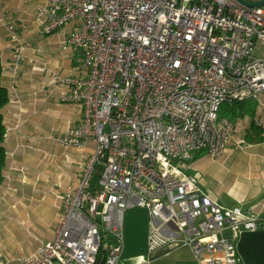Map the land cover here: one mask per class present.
I'll return each instance as SVG.
<instances>
[{
  "label": "built area",
  "instance_id": "built-area-1",
  "mask_svg": "<svg viewBox=\"0 0 264 264\" xmlns=\"http://www.w3.org/2000/svg\"><path fill=\"white\" fill-rule=\"evenodd\" d=\"M37 17L45 36L69 28L64 45L79 74L52 79L68 88L60 103L83 108L78 124L48 139L64 150L92 144L93 153L77 186H59L53 239L20 264H119L124 216L133 209L148 213L149 254L184 247L195 264H240L236 242L257 230L256 215L221 205L185 162L200 152L223 158L236 127L219 116L222 105L264 95V59L256 54L264 47V5L47 0ZM0 25L16 44L15 76L29 46L13 22L0 18Z\"/></svg>",
  "mask_w": 264,
  "mask_h": 264
},
{
  "label": "crops",
  "instance_id": "crops-1",
  "mask_svg": "<svg viewBox=\"0 0 264 264\" xmlns=\"http://www.w3.org/2000/svg\"><path fill=\"white\" fill-rule=\"evenodd\" d=\"M46 2L0 0V18L13 22L20 43L29 46L14 76L10 62L16 44L0 25L1 80L10 92L3 110L7 160L0 182V259L7 264H20L21 258L53 239L59 186H77L81 167L93 153L92 144L83 151L64 150L48 139L78 124L83 108L59 102L68 88L55 85L52 74L75 77L79 68L76 54L64 45L69 28L51 36L41 33L37 10ZM247 101L251 102L240 104L242 114L236 120L225 117L235 125L236 132L223 158L214 161L200 152L189 168L204 192L221 205L240 207L256 215L257 230L242 232L236 249L240 264H264V95L259 101ZM258 138L262 141H254ZM242 140L244 144L237 146ZM135 225L139 227L136 221L131 222L124 233L119 264H195L191 250L184 247H167L149 254L148 222L134 236Z\"/></svg>",
  "mask_w": 264,
  "mask_h": 264
},
{
  "label": "trees",
  "instance_id": "trees-1",
  "mask_svg": "<svg viewBox=\"0 0 264 264\" xmlns=\"http://www.w3.org/2000/svg\"><path fill=\"white\" fill-rule=\"evenodd\" d=\"M2 72H3V67H2V62H1V57H0V182L2 181L3 178V172L6 167V150L4 147V139L6 135V126L4 123V115H3V110L10 101V92L9 90L2 84ZM244 102H251V101H242V102H237L233 105H229L227 107H221L220 113L224 116L227 117L229 120L234 121L236 120L241 114V108L239 107L240 104ZM238 105V106H237ZM253 141V140H250ZM254 141L260 142L262 141V138L255 139ZM96 264H102L101 260H99Z\"/></svg>",
  "mask_w": 264,
  "mask_h": 264
},
{
  "label": "rangeland",
  "instance_id": "rangeland-1",
  "mask_svg": "<svg viewBox=\"0 0 264 264\" xmlns=\"http://www.w3.org/2000/svg\"><path fill=\"white\" fill-rule=\"evenodd\" d=\"M256 54L259 55L260 57L264 58V47L263 46L258 47V49L256 50ZM227 106H229V105L224 104V105H222V108L223 107L225 108ZM219 116H223V115L221 113H219ZM185 163H186V166H187V165H190L191 164V161H187ZM187 173H191V170H188ZM98 178H99L98 173H95L94 183L98 182ZM133 221L134 222L136 221L138 223V225H139V227H137L135 225L132 228V231L134 232V236H135V233L136 232L138 233L139 230L142 228V226H145L146 227L147 222L149 221V218L146 215V211H143V210L142 211H138V210H128L125 213V216H124V233L125 234L127 233L129 224H131V222H133Z\"/></svg>",
  "mask_w": 264,
  "mask_h": 264
},
{
  "label": "water",
  "instance_id": "water-1",
  "mask_svg": "<svg viewBox=\"0 0 264 264\" xmlns=\"http://www.w3.org/2000/svg\"><path fill=\"white\" fill-rule=\"evenodd\" d=\"M237 1L249 7H258V6L264 5V1L258 2V3H248V2H245L244 0H237Z\"/></svg>",
  "mask_w": 264,
  "mask_h": 264
}]
</instances>
